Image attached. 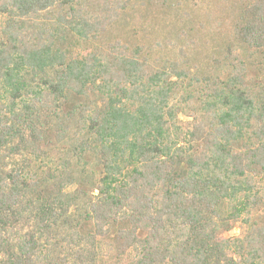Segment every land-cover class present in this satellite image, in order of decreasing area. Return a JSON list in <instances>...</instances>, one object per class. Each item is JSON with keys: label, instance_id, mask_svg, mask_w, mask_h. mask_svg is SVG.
I'll return each mask as SVG.
<instances>
[{"label": "trees", "instance_id": "trees-1", "mask_svg": "<svg viewBox=\"0 0 264 264\" xmlns=\"http://www.w3.org/2000/svg\"><path fill=\"white\" fill-rule=\"evenodd\" d=\"M133 1L0 0V154L29 130L27 164L0 172V264H264V83L248 78L264 62V0H241L226 74L203 79L182 50L162 67L119 40L77 51ZM89 89L102 106L84 117L81 154L99 162L64 194L51 167L67 168L62 136L35 119ZM65 203L81 214L58 243L47 231ZM30 210L32 236L16 228Z\"/></svg>", "mask_w": 264, "mask_h": 264}, {"label": "rangeland", "instance_id": "rangeland-1", "mask_svg": "<svg viewBox=\"0 0 264 264\" xmlns=\"http://www.w3.org/2000/svg\"><path fill=\"white\" fill-rule=\"evenodd\" d=\"M241 4V0H136L128 5L122 17L104 35L93 42H80L76 44V49L86 54L119 40L130 47L143 46L158 67L182 50L193 59L195 77H223L226 74L224 57L227 48L232 46L233 23L238 18ZM253 62L255 64L249 68L248 78L264 83L263 60L259 58ZM101 106L100 97L89 89L83 98L73 99L58 116L41 112L35 119L40 132L46 134L50 131L52 138L58 134L62 136L61 148L66 153L67 168L57 158L52 160L51 167L57 188L65 186L64 194L74 192L80 175L92 174L99 162L98 156L91 155L90 159L82 156L81 143L86 139L84 117ZM27 127L24 126L20 134L1 151L0 172L18 171L27 164L24 149L29 136ZM65 205L70 208L65 210L64 218L61 216L59 223L47 231L48 236L55 240L60 237L58 243L67 231V223L78 219L81 214L77 204ZM36 213V210L25 213L16 224L17 230L32 236L40 223ZM244 229V225L238 223L225 235L240 237ZM65 247V243L58 244L54 253H63ZM92 258L91 255V263L99 260Z\"/></svg>", "mask_w": 264, "mask_h": 264}]
</instances>
